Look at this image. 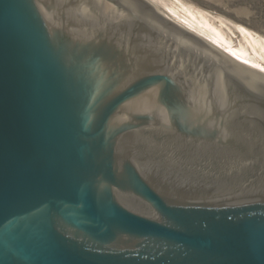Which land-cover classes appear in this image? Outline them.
Instances as JSON below:
<instances>
[{
	"label": "water",
	"instance_id": "95a60500",
	"mask_svg": "<svg viewBox=\"0 0 264 264\" xmlns=\"http://www.w3.org/2000/svg\"><path fill=\"white\" fill-rule=\"evenodd\" d=\"M0 264H264V75L147 0H0Z\"/></svg>",
	"mask_w": 264,
	"mask_h": 264
},
{
	"label": "bare ground",
	"instance_id": "6f19581e",
	"mask_svg": "<svg viewBox=\"0 0 264 264\" xmlns=\"http://www.w3.org/2000/svg\"><path fill=\"white\" fill-rule=\"evenodd\" d=\"M246 69L264 75V36L184 0H147Z\"/></svg>",
	"mask_w": 264,
	"mask_h": 264
},
{
	"label": "rangeland",
	"instance_id": "374dc122",
	"mask_svg": "<svg viewBox=\"0 0 264 264\" xmlns=\"http://www.w3.org/2000/svg\"><path fill=\"white\" fill-rule=\"evenodd\" d=\"M264 36V0H184Z\"/></svg>",
	"mask_w": 264,
	"mask_h": 264
}]
</instances>
